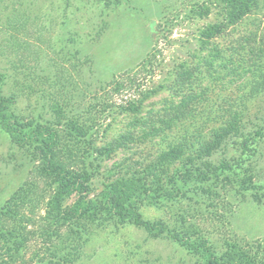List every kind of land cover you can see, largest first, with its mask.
<instances>
[{
	"label": "rangeland",
	"instance_id": "obj_1",
	"mask_svg": "<svg viewBox=\"0 0 264 264\" xmlns=\"http://www.w3.org/2000/svg\"><path fill=\"white\" fill-rule=\"evenodd\" d=\"M202 1L0 0V74L5 76L0 91L13 97L6 114L10 123H21L15 134L23 138L18 142L10 136L1 112L0 212L23 189L26 206L21 212L27 222L35 219L33 227L27 223L31 231L19 253L0 238V264H205L200 252L188 250L165 233L154 238L134 224L98 229L92 223L85 232L88 239L82 240L77 230L56 229L49 222L50 239L43 236V218L55 185L39 178L40 155L27 136L37 125H50L65 137L73 123L88 125L94 120L96 126L86 138L72 144L82 151L91 140L102 146L121 134H139L155 124L165 107L187 103L198 112L178 125L180 132L204 123L202 137L210 139L223 121L236 118L237 135H227L206 158L212 165L226 161L231 169L201 184L179 182L178 198L143 203L141 216L162 222L195 243L206 239L217 258L227 257L226 264H239L240 254L264 264V89L247 97L254 67L249 62L235 70L239 59L230 47L250 24L235 27L215 40L211 51L196 55L198 29L217 18L216 9L207 18L192 15L193 6ZM214 51L219 58L210 57ZM187 68L195 69L194 76L179 86L178 70ZM160 85L166 87L144 100L136 114L112 115L107 107L137 100L139 91ZM29 123L31 127L26 126ZM165 148L160 138L141 137L98 159L99 164L92 154L87 158L93 172L87 198L100 193L125 166L142 168ZM181 163L162 175L171 176ZM77 197L66 199L63 208ZM25 223L20 225L23 229ZM17 224L12 226L17 229ZM5 225L0 217V230ZM8 247L13 262L5 254Z\"/></svg>",
	"mask_w": 264,
	"mask_h": 264
},
{
	"label": "trees",
	"instance_id": "obj_2",
	"mask_svg": "<svg viewBox=\"0 0 264 264\" xmlns=\"http://www.w3.org/2000/svg\"><path fill=\"white\" fill-rule=\"evenodd\" d=\"M212 9H216V21L198 29L196 37L198 46L193 53L197 55L203 51H211L210 47L215 40L228 36L232 29L249 22L250 26L246 28L248 31L242 32L230 47L232 53L239 59L235 70L242 67L243 63L250 65L249 62L254 67L253 80L247 97L259 94L264 89V0H203L202 3L193 6L191 13L194 17L207 18L211 15ZM250 19L251 21H249ZM63 23L67 24V19ZM212 53H214V56H210L212 59L220 57L218 51ZM207 66H211V64H207ZM230 67L232 68V66ZM194 73V68L178 70L177 84L180 86L182 83H187L192 79ZM4 79L5 76L0 74V90ZM114 83L117 86L120 85L119 81ZM164 87L166 86L160 85L155 89L139 91L137 100L130 99L122 104H113V106L107 107L110 108L112 115L136 114L140 112L143 105L141 103L144 100L155 95L159 89ZM12 98H6L0 91V114L3 112L1 114V117L4 118L2 123L5 124L7 132L12 138L20 142L23 138H19V135L15 134L17 131L15 127L21 123L18 120H15L14 124L10 123V117H7L6 114L9 111L6 104H12ZM168 107H165L163 114L153 121L155 124L144 128L141 133L121 134L102 146H95V141L91 140L87 149L83 148L82 151L72 147V144H78L80 139L86 138L87 133L92 130L93 126H96L94 120L93 122L90 121L88 125L86 123H73L74 125L66 128L65 137L60 136L58 131L50 125H37L29 132L28 140L36 145L40 155L39 178L49 180L55 185V190H53V194L51 193L47 204L44 222L42 221L43 236L50 239L49 229H47L49 222H52L56 229L65 226L77 230L79 239L82 240L88 239L85 232H88L92 223L98 229L100 227L105 229L111 226L119 227L134 224L154 238L165 233L167 238L181 244L188 250L200 252L206 260L205 264H226L227 257L217 258L216 253L208 247L206 239L202 238L201 241L195 243L190 236H185L186 234L181 236L179 234L181 232L168 229L162 222L145 221L139 211L143 203L158 204L160 201H164L163 199L170 201L178 198L180 189L177 184L179 182L186 184L192 180L196 184H201L212 175L217 176L231 169L226 161L219 165H212L206 158L212 154L214 149H217L227 135L232 133L237 135L236 118L223 121L218 128L212 130L210 139H204L202 137L205 129L204 123L193 126L191 131L187 129H183L182 132L177 131L178 125L182 126L185 120L195 117L198 112L196 106L187 103ZM224 110L226 113L227 110ZM31 125L29 123L26 126L31 127ZM241 132L243 133V131ZM141 137L160 138L165 142L166 148L142 168L125 166L124 172L105 185L100 193L93 198H87L89 180L93 175L92 161L88 164L87 158L95 154L93 160L99 164L98 159L110 157L116 151L141 140ZM243 146L247 147L246 143ZM180 161L182 162L181 165L178 169L175 168L171 176L162 175L169 167ZM175 189L176 195L174 194ZM41 194L40 192L39 195ZM74 194L78 195L74 203L67 209L63 208L65 200ZM24 197V190L19 189L6 202L5 207L0 212V217H3L4 222L7 223L0 230V238L6 239L4 243H12V249L16 253H19L22 247L20 244L27 240L26 234H30L31 230L27 228V223L31 227L35 226V219L30 217L27 222L21 212L23 206H26ZM24 222L26 223L23 229L20 225ZM10 223L12 225L18 223L17 226L19 227L16 229ZM5 252L7 259L13 262L14 256L11 248H5ZM57 253L59 254V252ZM52 254L56 256V253ZM239 257V264H260L249 254H240Z\"/></svg>",
	"mask_w": 264,
	"mask_h": 264
}]
</instances>
